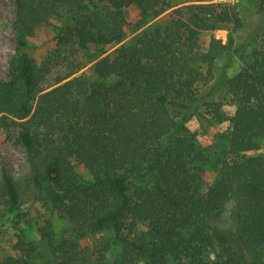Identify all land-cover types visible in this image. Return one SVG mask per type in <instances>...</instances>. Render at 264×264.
Segmentation results:
<instances>
[{"label": "trees", "instance_id": "trees-1", "mask_svg": "<svg viewBox=\"0 0 264 264\" xmlns=\"http://www.w3.org/2000/svg\"><path fill=\"white\" fill-rule=\"evenodd\" d=\"M213 1L14 0L0 133L22 148L35 199L68 228L57 238L48 222L37 227L46 256L20 233L0 264H264V44L220 79L234 105L226 116L198 85L214 79L219 58L230 61L243 25L236 6ZM251 1L264 15V0ZM130 8L133 24L123 18ZM54 23L71 64L44 91L24 50ZM131 29L141 30L121 44ZM216 30L227 42L211 37L202 49L201 35ZM89 64L90 77L75 75ZM193 119L228 123L208 186ZM0 202L20 210L21 188L5 170Z\"/></svg>", "mask_w": 264, "mask_h": 264}, {"label": "rangeland", "instance_id": "rangeland-1", "mask_svg": "<svg viewBox=\"0 0 264 264\" xmlns=\"http://www.w3.org/2000/svg\"><path fill=\"white\" fill-rule=\"evenodd\" d=\"M213 2L236 6L243 27L232 35L233 48L236 51L230 61L226 63V58H219L214 68V79L207 84H199L198 89L201 94L209 95V101L221 103L222 112L226 116H231L234 105L231 103L226 89L219 86V82L222 77H232L243 62L249 59L251 51L264 44V15L256 11V5L251 0H214ZM14 11V0H0V79H5L9 60L15 53L12 30ZM123 18L129 24L135 23V10L133 8L125 10ZM53 25L39 28L35 35L29 39L28 47L24 50L34 60L36 78L39 87L44 91L55 87L56 79L66 73L71 64L68 65L66 52L56 44L54 27L57 26V23ZM140 30L136 32H133L132 29L127 30V37L121 44L130 43ZM211 37L225 44L228 39V31L216 30L212 33H203L200 37L202 49L207 47ZM116 47L117 45L111 46L105 54L111 53ZM81 74L90 77L91 64L79 70L75 75ZM204 116L208 118L205 114ZM207 122L193 119L188 123L189 130L195 136L197 147L203 150L207 158L206 162H202L205 170V186L210 185L214 180L215 163L221 156L224 147L221 135L228 126L227 122L221 124ZM259 152L264 154V148L262 147ZM74 169L83 179L89 178V174L82 166L75 165ZM1 170H5L19 184L21 205L18 212H9L0 202V260L14 255L13 246L20 233L27 240L33 242L43 254L44 247L37 233V227L46 221L51 225L55 236L62 238L67 236L68 225L49 206L35 199L36 195L25 182L29 166L22 148L13 139L0 133V173ZM229 208V205L225 206L219 216L220 221H226ZM44 254L46 256V252ZM44 258L38 259L37 262L42 263Z\"/></svg>", "mask_w": 264, "mask_h": 264}]
</instances>
